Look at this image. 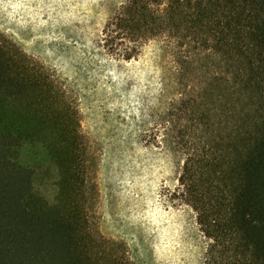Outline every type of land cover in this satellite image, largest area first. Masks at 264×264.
Returning a JSON list of instances; mask_svg holds the SVG:
<instances>
[{"label":"trees","instance_id":"trees-1","mask_svg":"<svg viewBox=\"0 0 264 264\" xmlns=\"http://www.w3.org/2000/svg\"><path fill=\"white\" fill-rule=\"evenodd\" d=\"M158 39L173 49L162 121L204 264H264V0H128L101 47L131 62ZM70 92L0 33V264H138L94 221L93 152Z\"/></svg>","mask_w":264,"mask_h":264},{"label":"rangeland","instance_id":"rangeland-1","mask_svg":"<svg viewBox=\"0 0 264 264\" xmlns=\"http://www.w3.org/2000/svg\"><path fill=\"white\" fill-rule=\"evenodd\" d=\"M127 1L0 0V33L71 91L93 152L102 235L138 264H204L208 240L178 192L183 159L162 121L176 93L173 49L153 40L125 62L101 47L105 25Z\"/></svg>","mask_w":264,"mask_h":264}]
</instances>
